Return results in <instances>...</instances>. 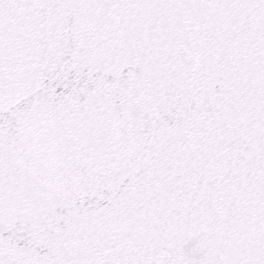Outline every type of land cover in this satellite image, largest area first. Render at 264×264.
<instances>
[{
	"label": "snow or ice",
	"instance_id": "1",
	"mask_svg": "<svg viewBox=\"0 0 264 264\" xmlns=\"http://www.w3.org/2000/svg\"><path fill=\"white\" fill-rule=\"evenodd\" d=\"M0 264H264V0H0Z\"/></svg>",
	"mask_w": 264,
	"mask_h": 264
}]
</instances>
